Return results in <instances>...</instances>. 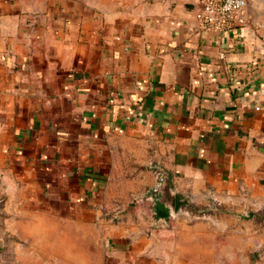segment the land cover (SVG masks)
<instances>
[{"label":"crops","instance_id":"crops-1","mask_svg":"<svg viewBox=\"0 0 264 264\" xmlns=\"http://www.w3.org/2000/svg\"><path fill=\"white\" fill-rule=\"evenodd\" d=\"M203 1L0 0V264H156L180 206L264 218V0L222 30Z\"/></svg>","mask_w":264,"mask_h":264},{"label":"rangeland","instance_id":"rangeland-1","mask_svg":"<svg viewBox=\"0 0 264 264\" xmlns=\"http://www.w3.org/2000/svg\"><path fill=\"white\" fill-rule=\"evenodd\" d=\"M173 215L177 233L171 242L155 245L156 264H264V218L239 226L213 211L186 206Z\"/></svg>","mask_w":264,"mask_h":264},{"label":"built area","instance_id":"built-area-1","mask_svg":"<svg viewBox=\"0 0 264 264\" xmlns=\"http://www.w3.org/2000/svg\"><path fill=\"white\" fill-rule=\"evenodd\" d=\"M249 0H204L197 11V19L205 28L217 30L230 28L237 15L247 6ZM159 173L162 172L159 169ZM162 181V179H161ZM161 181L154 187L161 183Z\"/></svg>","mask_w":264,"mask_h":264},{"label":"water","instance_id":"water-1","mask_svg":"<svg viewBox=\"0 0 264 264\" xmlns=\"http://www.w3.org/2000/svg\"><path fill=\"white\" fill-rule=\"evenodd\" d=\"M160 170H161V172H162L163 178H162L161 183L156 187L157 190H160V189L162 188L163 181H164V175H165V172H164V170H163L162 167H160Z\"/></svg>","mask_w":264,"mask_h":264}]
</instances>
